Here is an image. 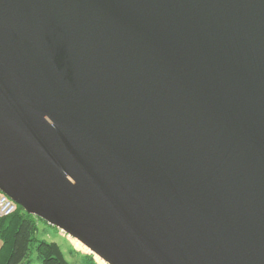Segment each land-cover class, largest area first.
Masks as SVG:
<instances>
[{
    "label": "water",
    "instance_id": "water-1",
    "mask_svg": "<svg viewBox=\"0 0 264 264\" xmlns=\"http://www.w3.org/2000/svg\"><path fill=\"white\" fill-rule=\"evenodd\" d=\"M0 192L107 264H264V0H0Z\"/></svg>",
    "mask_w": 264,
    "mask_h": 264
},
{
    "label": "trees",
    "instance_id": "trees-1",
    "mask_svg": "<svg viewBox=\"0 0 264 264\" xmlns=\"http://www.w3.org/2000/svg\"><path fill=\"white\" fill-rule=\"evenodd\" d=\"M36 218L17 205L14 214L0 218V235H3V249H8L7 258L0 264H31L29 255L37 253L41 264H68L60 246L37 237ZM81 264H98L93 254L85 255Z\"/></svg>",
    "mask_w": 264,
    "mask_h": 264
},
{
    "label": "rangeland",
    "instance_id": "rangeland-1",
    "mask_svg": "<svg viewBox=\"0 0 264 264\" xmlns=\"http://www.w3.org/2000/svg\"><path fill=\"white\" fill-rule=\"evenodd\" d=\"M36 222L38 227L37 237L48 242H56L60 246L68 264H81V262H83L84 260V256L90 254L77 249L74 243L71 241L70 237L60 229L49 225L47 222L39 218H36ZM3 245V235H0V263L7 258L9 253L8 249L2 250ZM29 257L31 259V264H41V262L37 258L36 252L32 251ZM93 257L97 262L94 254ZM97 263L100 264L99 262Z\"/></svg>",
    "mask_w": 264,
    "mask_h": 264
},
{
    "label": "built area",
    "instance_id": "built-area-1",
    "mask_svg": "<svg viewBox=\"0 0 264 264\" xmlns=\"http://www.w3.org/2000/svg\"><path fill=\"white\" fill-rule=\"evenodd\" d=\"M17 210V204L7 195L0 192V218L14 214Z\"/></svg>",
    "mask_w": 264,
    "mask_h": 264
},
{
    "label": "bare ground",
    "instance_id": "bare-ground-1",
    "mask_svg": "<svg viewBox=\"0 0 264 264\" xmlns=\"http://www.w3.org/2000/svg\"><path fill=\"white\" fill-rule=\"evenodd\" d=\"M70 239L74 243V245L77 249L84 251L86 253L92 254V251L86 245H84L80 240L73 238V237H70ZM94 255H95L97 262H99L100 264H107V262L104 261L100 256H98L96 254H94Z\"/></svg>",
    "mask_w": 264,
    "mask_h": 264
}]
</instances>
